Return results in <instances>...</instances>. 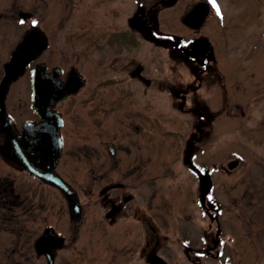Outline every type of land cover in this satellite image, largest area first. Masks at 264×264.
<instances>
[{
	"label": "flooded vegetation",
	"instance_id": "af4514ba",
	"mask_svg": "<svg viewBox=\"0 0 264 264\" xmlns=\"http://www.w3.org/2000/svg\"><path fill=\"white\" fill-rule=\"evenodd\" d=\"M216 4L222 13L219 0ZM201 5L207 9V16L199 29H192L185 25L184 17L194 11L196 18ZM175 9L184 15L183 26L195 33L201 31L209 15L217 16L210 0H0V149L12 137L20 136L24 127L41 124L36 105L57 115L62 148L56 175L76 192L56 172L65 151L66 136L70 134L68 138L77 142L71 149V167L74 173L76 170L88 175L94 205L106 209L103 225L91 223L92 234L103 236L110 217L118 222L115 228L121 227L119 233L138 239V243L143 238L155 240V235L160 234L155 205H149L153 215L144 216L142 97L155 95V109L160 103L161 109L177 108L188 114L187 111L195 110L189 102L197 90L191 76L200 86L205 85L203 88L212 77L207 73L211 62L200 45L194 44L197 40L176 38L168 18L169 29L161 23L162 12ZM150 35L154 39L155 35L172 37L190 53L185 54L177 45L157 44ZM157 51L163 55H155ZM15 55L17 60L11 72ZM73 89L76 91L72 92ZM65 91L70 94L63 98ZM195 105L206 106V100L203 98ZM198 133L201 136L203 131L199 128ZM200 141L201 137L197 138L196 144ZM189 170L199 178L203 174L197 166ZM18 174L25 175L31 185L47 186L0 154L2 254L16 251L10 238H14L15 228L12 177ZM211 198L206 195L204 203ZM199 202L207 213V206L200 199ZM157 251L154 247L153 264ZM185 252L189 262L195 260V264L208 254L207 249L200 248H186ZM34 254L39 264H47L44 256H37L35 250ZM78 257L74 263L65 260L61 264H85L76 263ZM133 264L143 261L139 258Z\"/></svg>",
	"mask_w": 264,
	"mask_h": 264
},
{
	"label": "rangeland",
	"instance_id": "374dc122",
	"mask_svg": "<svg viewBox=\"0 0 264 264\" xmlns=\"http://www.w3.org/2000/svg\"><path fill=\"white\" fill-rule=\"evenodd\" d=\"M219 5L222 13L209 15L197 33L183 26L181 10L162 12L166 20L162 17L161 23L169 29V20L176 38L197 40L194 44L211 62L207 73L212 77L203 88L191 76L197 90L189 102L195 110L188 114L161 109L160 103L155 109V95L142 97L144 216L153 215L149 205H155L160 218L155 240L138 243L124 237L111 217L103 236L90 232L91 223L104 224L106 209L94 205L88 175L74 173L71 149L77 142L67 134L56 172L77 192L81 221H70L66 202L54 188L31 185L25 175H14L15 228L10 243L14 241L16 251L0 253V264H39L33 244L47 228L65 240L55 264L74 263L77 256L76 263L85 264H133L139 258L153 264L154 247L155 252L161 249L156 258L167 264H195L189 262L186 248L207 249L200 264H264V0H219ZM203 98L206 106L195 105ZM187 161L210 180L207 196L219 206L217 212L206 207V213L200 207L202 185ZM234 161L236 168L229 170Z\"/></svg>",
	"mask_w": 264,
	"mask_h": 264
},
{
	"label": "water",
	"instance_id": "95a60500",
	"mask_svg": "<svg viewBox=\"0 0 264 264\" xmlns=\"http://www.w3.org/2000/svg\"><path fill=\"white\" fill-rule=\"evenodd\" d=\"M197 9L199 11L197 12L196 18H194V11L184 17L185 25L192 29H199L207 16L208 11L204 5H201ZM150 37L154 39V36L150 35ZM154 40L160 45H177L185 54L190 53L187 49L182 48L172 37L155 35ZM23 45L24 43H22L21 46L23 47ZM16 60L15 55L10 65L11 72H13ZM74 91L76 90L73 89L72 92ZM38 92L39 91H37V93ZM69 94V91H65L63 98ZM35 108L40 114L41 124L35 127H24L20 136L12 137L11 141H9L3 149H0V154L19 168L27 171L32 177L56 188L65 199L70 221L78 223L82 218V208L78 196L76 192L55 173L62 148V141L58 133L61 125L60 119L57 115L51 114L45 109L40 110L39 105H36ZM200 117L202 118L203 116L200 114ZM237 164L238 161L231 162L228 164V169L233 170L236 168ZM187 166L193 168L189 161H187ZM200 183L202 185L200 201L205 205V197L211 190L212 184L210 180L203 175L200 177ZM207 207L213 212L218 210V205L212 200L207 202ZM63 245L64 239L55 234L51 228H47L35 240L34 250L37 256H44L46 258L47 264H54L55 253L60 250ZM155 263L167 264L159 258L155 259Z\"/></svg>",
	"mask_w": 264,
	"mask_h": 264
},
{
	"label": "snow or ice",
	"instance_id": "6c2138e0",
	"mask_svg": "<svg viewBox=\"0 0 264 264\" xmlns=\"http://www.w3.org/2000/svg\"><path fill=\"white\" fill-rule=\"evenodd\" d=\"M210 2L212 3L213 7L216 8L217 15H220V9H219V7L216 4V0H210ZM21 23H23V21H21Z\"/></svg>",
	"mask_w": 264,
	"mask_h": 264
}]
</instances>
